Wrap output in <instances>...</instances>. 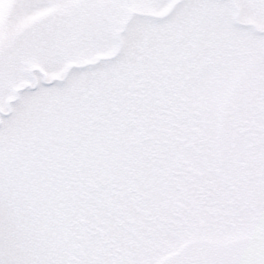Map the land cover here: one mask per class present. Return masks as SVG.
<instances>
[{
    "label": "snow or ice",
    "instance_id": "snow-or-ice-1",
    "mask_svg": "<svg viewBox=\"0 0 264 264\" xmlns=\"http://www.w3.org/2000/svg\"><path fill=\"white\" fill-rule=\"evenodd\" d=\"M0 264H264V0H0Z\"/></svg>",
    "mask_w": 264,
    "mask_h": 264
}]
</instances>
